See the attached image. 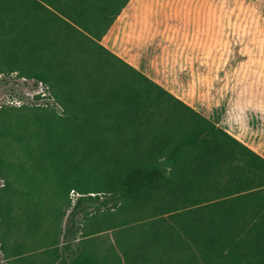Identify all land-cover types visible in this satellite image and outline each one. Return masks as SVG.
Segmentation results:
<instances>
[{
	"label": "trees",
	"instance_id": "1",
	"mask_svg": "<svg viewBox=\"0 0 264 264\" xmlns=\"http://www.w3.org/2000/svg\"><path fill=\"white\" fill-rule=\"evenodd\" d=\"M128 2L0 0V70L61 106L11 134L72 213L99 203L72 264H264V157L102 44Z\"/></svg>",
	"mask_w": 264,
	"mask_h": 264
},
{
	"label": "rangeland",
	"instance_id": "2",
	"mask_svg": "<svg viewBox=\"0 0 264 264\" xmlns=\"http://www.w3.org/2000/svg\"><path fill=\"white\" fill-rule=\"evenodd\" d=\"M101 42L264 154V0H129ZM42 108L61 113L42 84L0 70V264H72L83 214L99 206L72 213L80 194L65 200L14 140Z\"/></svg>",
	"mask_w": 264,
	"mask_h": 264
},
{
	"label": "crops",
	"instance_id": "3",
	"mask_svg": "<svg viewBox=\"0 0 264 264\" xmlns=\"http://www.w3.org/2000/svg\"><path fill=\"white\" fill-rule=\"evenodd\" d=\"M236 137V136H235ZM246 144V143H245ZM248 145V144H247ZM249 146V145H248ZM251 147V146H249ZM253 150H255L257 153H259L260 155H262L264 157V154H262L261 152H259L258 150H256L255 148L251 147Z\"/></svg>",
	"mask_w": 264,
	"mask_h": 264
},
{
	"label": "built area",
	"instance_id": "4",
	"mask_svg": "<svg viewBox=\"0 0 264 264\" xmlns=\"http://www.w3.org/2000/svg\"><path fill=\"white\" fill-rule=\"evenodd\" d=\"M40 84H41V83H40ZM74 193H76V192H74V190H71V191H70V194H71V195H73ZM76 194L78 195V193H76Z\"/></svg>",
	"mask_w": 264,
	"mask_h": 264
}]
</instances>
